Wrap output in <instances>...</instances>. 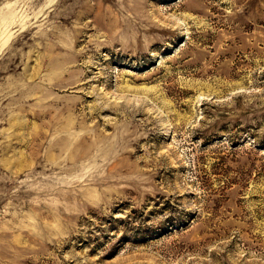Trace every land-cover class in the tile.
Listing matches in <instances>:
<instances>
[{
	"label": "rangeland",
	"instance_id": "374dc122",
	"mask_svg": "<svg viewBox=\"0 0 264 264\" xmlns=\"http://www.w3.org/2000/svg\"><path fill=\"white\" fill-rule=\"evenodd\" d=\"M0 264H264V0H0Z\"/></svg>",
	"mask_w": 264,
	"mask_h": 264
}]
</instances>
